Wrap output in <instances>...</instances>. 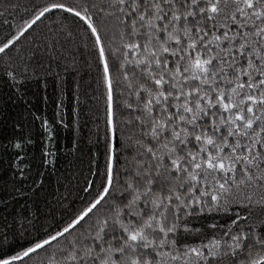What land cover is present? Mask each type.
Returning a JSON list of instances; mask_svg holds the SVG:
<instances>
[{"label": "snow or ice", "instance_id": "1", "mask_svg": "<svg viewBox=\"0 0 264 264\" xmlns=\"http://www.w3.org/2000/svg\"><path fill=\"white\" fill-rule=\"evenodd\" d=\"M0 264H264V0H0Z\"/></svg>", "mask_w": 264, "mask_h": 264}, {"label": "trees", "instance_id": "2", "mask_svg": "<svg viewBox=\"0 0 264 264\" xmlns=\"http://www.w3.org/2000/svg\"><path fill=\"white\" fill-rule=\"evenodd\" d=\"M24 2V0H22ZM95 88L94 81H92L91 77L87 74L83 76L80 80V89H79V108H80V142L83 152L86 154L88 149L92 147L91 144L88 143L89 138L91 136V132L95 129V118L96 116H103V103L102 101L98 104L97 101L94 99L93 89ZM51 88L49 89V93H51ZM75 96V88L74 86L68 89V97L65 101L66 110H71L73 107L76 106ZM47 111L51 114L52 106L49 105L47 107ZM101 126H102V119H101ZM73 135H69V133L65 131H61L59 134L58 142L61 149H66L70 146V140L73 138ZM73 161V167L70 169L73 173L77 171L79 168V154L73 156L72 154L64 155L63 152L61 153V164L66 168L68 165V161ZM84 160V169L87 168V157L86 155L83 157ZM62 170H64L62 168ZM71 179V177H69Z\"/></svg>", "mask_w": 264, "mask_h": 264}]
</instances>
